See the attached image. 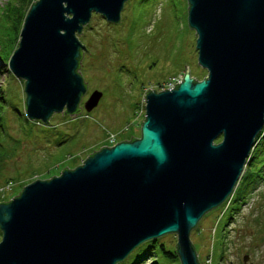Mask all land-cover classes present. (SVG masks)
<instances>
[{"label":"water","instance_id":"water-1","mask_svg":"<svg viewBox=\"0 0 264 264\" xmlns=\"http://www.w3.org/2000/svg\"><path fill=\"white\" fill-rule=\"evenodd\" d=\"M125 1L32 3L8 60L24 80L29 119L46 124L54 113L98 105L96 89L81 105L87 47L79 36L93 13L117 24ZM188 4L206 75L196 80L186 69L174 88L149 89L140 137L103 146L0 202V264H117L169 233L180 263L200 264L190 231L232 194L264 127V0Z\"/></svg>","mask_w":264,"mask_h":264},{"label":"rangeland","instance_id":"rangeland-1","mask_svg":"<svg viewBox=\"0 0 264 264\" xmlns=\"http://www.w3.org/2000/svg\"><path fill=\"white\" fill-rule=\"evenodd\" d=\"M26 1L0 0V154L5 157L0 201L17 195L23 189L21 181L48 179L52 176L43 177L50 170L59 175L65 167L58 173L53 168L60 160L69 159L68 166L74 168L91 152L112 144L111 138L115 143L130 133L139 136L149 89L160 90L186 69L195 79L207 73L197 60L188 0H127L117 24L92 19L79 36L88 49L81 60L87 86L81 105L95 89L102 92L98 105L90 112L82 108L73 117L54 113L46 124L31 120L25 112L24 80L9 70L5 57L18 46L24 22L20 7ZM244 173L245 167L232 194ZM243 185L247 194L240 205L232 206L237 210L220 204L190 231L200 264H264V147L258 149L239 188ZM158 239L175 254L176 234ZM158 242L141 243L117 264H181L165 257ZM245 254L248 260L243 262Z\"/></svg>","mask_w":264,"mask_h":264},{"label":"trees","instance_id":"trees-1","mask_svg":"<svg viewBox=\"0 0 264 264\" xmlns=\"http://www.w3.org/2000/svg\"><path fill=\"white\" fill-rule=\"evenodd\" d=\"M35 0H27L26 1V3H25V6H22V7H20V12H21V16H19V19L21 20V23H22V21L24 20V16H25V14L27 13V11L29 10V8H30V6L32 5V3L34 2ZM7 2H8V0H7ZM92 19H97V20H104V18L101 16V15H99V14H95V13H93L92 14V17H91V20ZM90 20V21H91ZM106 23H108V24H112V25H114L113 23H110V22H106ZM89 25V23L86 25V26H88ZM86 26L84 27V28H86ZM17 40H18V37L16 38ZM17 44H18V42H17ZM88 50V49H87ZM85 53V52H84ZM8 56H9V54L8 55H5V57L7 58V59H9L8 58ZM82 60V59H81ZM81 64V63H80ZM80 68H81V66H80ZM81 73V72H80ZM199 79H202V78H196V80H199ZM160 85V84H159ZM144 119V118H143ZM131 132V131H130ZM129 132V133H130ZM138 137H140V135L139 136H135V135H133L132 133H130V135L127 137V138H121L119 141H122V140H132V138H138ZM220 140V139H219ZM219 140H217L216 142H218ZM117 141H115V143H116ZM262 143H264V127H263V129L261 130V132H259V134H257V136H256V138H255V145L253 146V148H252V150H251V152H250V154H249V156H248V158H247V161H246V164H245V173H244V175L246 174V172L248 171V169L251 167V165L253 164V162H254V160L257 158V156H258V149L259 148H263L264 146H262L261 147V145H262ZM104 146H107V145H104ZM103 146H101L99 149H101ZM95 151H93V152H91L90 154H92V153H94ZM89 154V155H90ZM5 160V157H3L1 154H0V174H2L1 173V167H2V163H3V161ZM68 163H69V159L68 160H60L59 161V163L57 164L58 166H56L55 168H53V170L55 169L56 170V173H58L59 171H60V169L61 168H64V167H67V168H72V167H70V166H68ZM63 170V169H62ZM51 174V175H50ZM244 175L242 176V179H241V181H240V184L242 183V181H243V177H244ZM49 176H54L53 175V172H52V170H50L48 173H47V175H45V177H43V178H47V177H49ZM8 183H10V184H13L12 183V181L11 180H8L7 181ZM31 181H21V188H23V186L24 185H26V184H28V183H30ZM240 184L238 185V187H237V191H236V193L234 192L232 195H230L221 205L224 207V206H226V208H225V210H227V209H232V208H234V207H232L233 205H234V203H238L239 205L242 203V199H244L245 197L244 196H246V194H247V192H246V188L244 187V185L242 186V188H239L240 187ZM246 186H247V184H246ZM22 190V189H21ZM20 193V192H19ZM18 193V194H19ZM240 193H242V194H240ZM17 194V195H18ZM16 196V195H15ZM10 198H12V197H10ZM10 198H8L7 200H1L0 202H2V201H9L10 200ZM235 210H237V207H235L234 208V211ZM148 241H150L151 242V244L152 243H156V242H158L159 241V239L158 238H155V239H151V240H148ZM158 245L160 246V250H161V252L164 254V256L165 257H167V258H169V259H171V260H179V262H180V259H179V256H178V254L176 253V251H175V254H172V252H170V251H168L167 249H166V247H165V245H164V243H162V242H158ZM175 250H176V246H175ZM209 260H211V257H209ZM209 264H210V262H209Z\"/></svg>","mask_w":264,"mask_h":264},{"label":"built area","instance_id":"built-area-1","mask_svg":"<svg viewBox=\"0 0 264 264\" xmlns=\"http://www.w3.org/2000/svg\"><path fill=\"white\" fill-rule=\"evenodd\" d=\"M182 76L183 75H177V76H172L170 77L167 81H165L163 84H161V89H172L175 87V85H177L178 83H180V81L182 80ZM110 143L114 144V138L110 139ZM110 144V145H112Z\"/></svg>","mask_w":264,"mask_h":264},{"label":"flooded vegetation","instance_id":"flooded-vegetation-1","mask_svg":"<svg viewBox=\"0 0 264 264\" xmlns=\"http://www.w3.org/2000/svg\"><path fill=\"white\" fill-rule=\"evenodd\" d=\"M86 53V52H85ZM85 53L83 54V56L85 55ZM200 80V79H199ZM159 89H160V87H159ZM158 90V89H157ZM158 91H160V90H158Z\"/></svg>","mask_w":264,"mask_h":264},{"label":"clouds","instance_id":"clouds-1","mask_svg":"<svg viewBox=\"0 0 264 264\" xmlns=\"http://www.w3.org/2000/svg\"><path fill=\"white\" fill-rule=\"evenodd\" d=\"M192 77V76H191ZM161 90V89H160ZM115 144V143H114ZM109 146H112V145H109Z\"/></svg>","mask_w":264,"mask_h":264}]
</instances>
